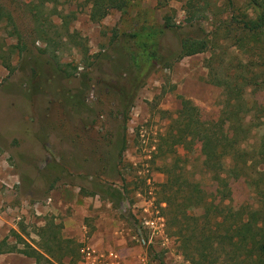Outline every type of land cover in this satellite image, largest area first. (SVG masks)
<instances>
[{
    "label": "rangeland",
    "instance_id": "1",
    "mask_svg": "<svg viewBox=\"0 0 264 264\" xmlns=\"http://www.w3.org/2000/svg\"><path fill=\"white\" fill-rule=\"evenodd\" d=\"M250 1L131 0L93 21L89 0H0V226L8 229L0 230V249L31 245L42 254L38 264H76L86 236L133 247L130 235L149 203L166 220L169 250L159 238L151 246L166 263L253 264L228 230L251 210L264 222L263 165L254 159L264 132L258 69L248 66L251 111L233 135L246 166L232 153L208 166L204 151L211 135L234 138L207 60L216 53L217 76L237 78L259 53L238 48L223 29L212 32L231 15L254 17ZM209 6L215 15L203 12ZM167 19L163 55L175 56L186 37L211 40L208 49L138 78L130 34ZM237 27L232 33L243 36ZM125 92L133 95L127 115ZM182 97L199 107V122L180 117Z\"/></svg>",
    "mask_w": 264,
    "mask_h": 264
},
{
    "label": "trees",
    "instance_id": "2",
    "mask_svg": "<svg viewBox=\"0 0 264 264\" xmlns=\"http://www.w3.org/2000/svg\"><path fill=\"white\" fill-rule=\"evenodd\" d=\"M92 5V10L90 13L91 20L100 21L106 17L111 10L117 9L123 11L131 2V0H89ZM251 5L254 8V17L249 16V14H239L231 15L230 18L223 19L218 26L215 27L212 34H217V30L223 29L226 36L235 40V45L240 49H254L259 50L257 60H249L246 64H242L245 67L246 74L242 77L232 78L217 76L215 70L219 69L221 63L217 60L216 53H213L212 56L207 60L208 67L210 69V77H212V83L217 84L223 87V93L220 99L222 104V113L226 114L227 119L230 121V129L232 130L231 141L224 142L223 139L219 136L211 135L208 140L204 143V151L206 154V163L208 166L217 167L220 165L222 159L226 154L232 153V157L243 161V165L246 166L247 159L244 160V156L247 153L245 149L239 144V138H235L236 135L240 136L241 131L244 128V122L251 110L246 108L245 104V90L244 87L250 85V80L252 79L248 76L249 68L258 69L257 75L262 79L255 80L256 86L264 87V0H251ZM204 13L215 15L214 10L209 6ZM6 18L13 21L10 13L6 12ZM194 16V15H193ZM192 16V17H193ZM231 22H236L239 27L241 26V34H233L234 28L237 26L231 27ZM166 24L163 27H144L142 30H138L130 34L134 39V45L136 46V51L131 55L132 61L137 68V77L139 78L140 74L144 71L152 72L159 65L166 66L170 64L175 58L179 60L184 56L194 55L200 52H204L208 49L209 42L208 39H193L191 37H186L181 41V48L179 52L172 57L165 56L161 53V37L165 33V28L172 27L173 24L167 19ZM237 27V28H239ZM219 34V33H218ZM22 47L21 49H23ZM216 57V58H215ZM239 78H242L240 81ZM247 82V83H246ZM254 85V84H253ZM261 88V87H260ZM125 99V106L128 109L125 115L128 114L132 96H127ZM129 95V94H128ZM124 106V107H125ZM199 107L193 103L189 98L182 97V108L180 110V117L183 120L188 122L195 123L199 122ZM125 120H128V117L125 116ZM260 124L259 127H264V113L259 116ZM263 131V130H262ZM261 146L258 148L254 159H258L259 163L263 165V168L258 171L259 175H264V132L261 134ZM125 149V144L122 146V150ZM253 161V158L250 159ZM239 168V167H238ZM241 169V168H239ZM262 179L255 182L256 185L261 184ZM259 195L264 201V186L259 189ZM260 210H251L246 216L240 214V221L235 225L231 226L228 230L229 243L232 245H237L239 248L246 250L247 255L252 259L253 264H264V222L262 225L259 224L258 215ZM6 241L3 240L2 243ZM28 246V247H27ZM27 248H22L18 250L28 256L36 257L39 260L42 257V254L31 245H27ZM211 247V246H210ZM202 254L205 253V250L199 248ZM211 249V248H208ZM1 250V249H0ZM10 251H13L10 249ZM161 260V263L164 264L163 257L157 255Z\"/></svg>",
    "mask_w": 264,
    "mask_h": 264
},
{
    "label": "built area",
    "instance_id": "3",
    "mask_svg": "<svg viewBox=\"0 0 264 264\" xmlns=\"http://www.w3.org/2000/svg\"><path fill=\"white\" fill-rule=\"evenodd\" d=\"M51 201L52 198L49 197L48 202ZM142 209L143 216L136 224V232L130 235L133 247H99L88 237L82 242L76 264H162L157 257L158 252L151 249V246L153 240L159 238L165 249L169 250L170 237L166 231V220L159 209L153 208L149 203L144 204ZM120 236L122 239L126 238L123 233ZM165 253L168 254L167 251ZM178 258L181 259L180 254ZM163 261L164 264H169L166 260Z\"/></svg>",
    "mask_w": 264,
    "mask_h": 264
},
{
    "label": "crops",
    "instance_id": "4",
    "mask_svg": "<svg viewBox=\"0 0 264 264\" xmlns=\"http://www.w3.org/2000/svg\"><path fill=\"white\" fill-rule=\"evenodd\" d=\"M0 159H1V157H0ZM11 174L14 175L12 173V171H11ZM2 192H3V190L0 189V194H2ZM50 197L52 198V196H50ZM52 201H53V198H52ZM0 205H1V202H0ZM37 210L40 212V208L39 207H37ZM52 210L53 211H55V210L57 211V208L54 207ZM2 224L5 225L4 222ZM2 224L0 226V230L6 232L8 230L7 226H3ZM12 224H13V226H15L17 228L16 224H14V223H12ZM13 226H11V227H13ZM118 233H119V235H117ZM120 233H123V232H118L117 231V234H116L117 235L116 238H117L118 242H122L124 240V239L121 238ZM86 238H88V237L86 236L84 239H86ZM89 238L93 241V239L91 237H89ZM0 239L2 241V238H0ZM1 243L2 242H0V246H1ZM94 243L96 245H98L99 247H104V246H102V245H100V244H98L96 242H94ZM0 264H38V260L36 259V257L28 256V255H26V254H24L22 252L17 251V250L10 251V250L1 249L0 250Z\"/></svg>",
    "mask_w": 264,
    "mask_h": 264
},
{
    "label": "flooded vegetation",
    "instance_id": "5",
    "mask_svg": "<svg viewBox=\"0 0 264 264\" xmlns=\"http://www.w3.org/2000/svg\"><path fill=\"white\" fill-rule=\"evenodd\" d=\"M85 113H87V115H86ZM83 116H84V118H85V116L88 117V116H89L88 112H84ZM87 117H86V118H87ZM90 120L93 121V120H94V117H90Z\"/></svg>",
    "mask_w": 264,
    "mask_h": 264
}]
</instances>
